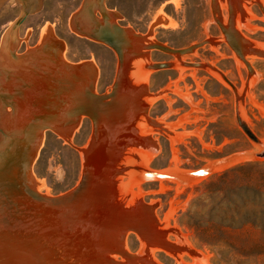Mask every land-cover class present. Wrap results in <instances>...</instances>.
I'll return each instance as SVG.
<instances>
[{
  "label": "rangeland",
  "instance_id": "374dc122",
  "mask_svg": "<svg viewBox=\"0 0 264 264\" xmlns=\"http://www.w3.org/2000/svg\"><path fill=\"white\" fill-rule=\"evenodd\" d=\"M98 1L0 0V142L9 131L27 134L14 141L10 154L0 163V227L18 244L22 237L50 241L65 256L71 251L65 247L67 240L75 233L67 236L69 227L83 223L80 205L84 198L89 200L87 194L80 198L71 194L81 183L88 193L93 177L102 175L105 178L94 186L92 196L101 194L108 182L112 189L105 200L110 204L115 201L131 208L142 200L153 206L151 228L165 233L167 242L179 245L177 253L150 252L154 263L199 264L192 249L204 257L205 264H264V254L250 251L253 244L262 241L222 227L230 224V171L249 163H253V170L264 171V160L239 158L187 184L146 182L139 178L138 170L142 166L185 173L239 152L259 150L239 127L235 93L218 72L236 86L241 97L240 116L264 143V0H103L104 11L96 6ZM26 9L32 13L13 29ZM76 21L82 23L84 31L78 30ZM107 26L123 32L122 56L85 36L89 27H97L101 33ZM44 29L60 46L66 65L93 67L94 77L86 76L91 81L81 72L83 80L80 76L72 80L66 70L44 67L52 62L54 48L53 41L46 48L40 44ZM230 35L238 37L245 60L231 47ZM134 37L148 43L140 49L134 45ZM158 45L185 52L164 53L154 48ZM164 62L174 63L173 68H148ZM183 62L209 64L216 70L181 66ZM135 75L144 83L133 84ZM113 92L118 96L109 101L111 105L104 106L103 100L102 106L90 107L91 117L74 111L91 104L88 93L110 96ZM150 98L154 99L151 104ZM142 100L148 107L140 113ZM131 107L136 126L141 117L146 120L145 133L155 153L145 145L137 147V152L134 146L136 149L129 152L135 155L126 158L118 153L115 159L121 160L109 158V170L102 169L100 164L108 159L116 138L122 135L123 143H130L136 136L139 144L146 142L145 133L138 135V127L130 133L121 130L130 122L125 117ZM64 127H74L68 141L56 134ZM98 131L101 141L90 149L88 170L94 175L85 177L80 150ZM38 133L44 135L43 142L28 169L25 162L30 161ZM142 151L150 153L148 164L139 155ZM28 175L33 176L32 183ZM95 212L96 225L92 222V226L103 223L102 217L108 213L100 207ZM50 214L52 218H48ZM211 220L214 223H209ZM191 222L202 229L190 227ZM128 232L124 242L127 251L140 252L141 236ZM8 237L5 239L10 241ZM183 241L190 245L184 248L187 252L182 250ZM7 253L0 254V264Z\"/></svg>",
  "mask_w": 264,
  "mask_h": 264
},
{
  "label": "water",
  "instance_id": "95a60500",
  "mask_svg": "<svg viewBox=\"0 0 264 264\" xmlns=\"http://www.w3.org/2000/svg\"><path fill=\"white\" fill-rule=\"evenodd\" d=\"M91 2L93 4V0H88L87 3ZM104 2L103 0H99L96 6L104 11L103 9ZM32 13V9H26L22 18L18 22H16L13 26V29L17 27L19 24L23 23L28 15ZM76 27L78 30L84 31L85 29L82 27V23L76 21ZM96 26V25H95ZM110 27V26H109ZM103 27L101 33L97 27H89V30L86 31L88 33L89 38L102 42L103 44L114 48L116 52L120 56H122V46L121 41H124L123 32L121 33L118 28H109ZM98 37L102 39H97ZM104 40V41H103ZM228 41L231 47L236 51L238 56L245 60L244 54L242 52L241 46L239 44L238 37L228 36ZM156 50L162 51L168 54H183L185 51H177L172 48H168L165 46H156L154 47ZM181 66L188 67H196L201 69H211L216 70L212 65L199 63V62H183L179 63ZM174 63L164 62V63H154L151 64L148 68H152L155 71L160 70H168L172 69ZM249 70L251 71L250 66L247 64ZM217 72V71H216ZM222 78L225 82L232 88L236 97V118L237 123L243 133L247 136V138L255 143L259 150L248 153V152H239L228 157H224L220 160L213 162L212 164L199 168L194 171L185 172V173H164L153 169H148L142 166L138 167L139 170V178L146 182H158L162 180H169L173 182H178L181 184H187L191 181L199 180L205 178L207 176L212 175L214 170L218 167H221L225 164L231 163L239 158H243L249 156L251 161H260L264 160V143L261 139L254 133V131L248 126V124L243 121L239 112V102L241 100L240 95L237 93L236 86L222 73ZM117 94L113 92L110 96H95L93 94L88 93V97L92 99L91 104L82 105L80 108L75 109L74 111L78 116L87 115L93 116L90 107L92 105H100L102 106V101L105 100L106 105L109 104V101L117 98ZM108 100V101H107ZM117 102V101H116ZM101 103V104H100ZM45 126V125H44ZM46 130H51L49 127H45ZM21 134L27 135L24 131L18 134L11 133L10 131L4 134L3 140L0 142V163L6 160L8 155L13 148L14 141L17 138L21 137ZM19 135V136H18ZM40 134L37 136L36 145L34 151H31L30 161L25 162V167L28 166V169L31 168L32 162L36 157V153L38 150V141L40 138ZM30 149V148H29ZM85 177L91 176L94 174H90L89 172H84ZM102 175L95 176L94 182H92V188L89 190V194L84 190V183H81L80 186L73 191L71 196L80 198L83 195H89V200L83 201V204L80 205V214L83 216V223H78V225L73 226L70 225L69 234L72 235L67 240L66 249L69 248L71 251H68L65 256H62V253L56 248L55 244H51L49 242L37 241L33 242L27 237H22L23 240L18 244L16 241L12 240V237H8L9 231L0 227V254H4L6 252L15 254V256H19L21 254V263L22 264H155L153 260L150 258V248L147 243H151L157 246L174 249L176 251L180 250L179 245L171 244L167 242L165 239V233L156 231L151 228V217L153 216L154 208L151 205L145 204L142 200H138L135 204L131 205V208L125 207L120 203H116L114 200V204H110L109 201H106V195L111 187H107L108 182L104 183L101 194H97L92 196V190L94 186L99 184L104 180L105 176L101 178ZM96 178V180H95ZM97 178L99 180H97ZM102 179V180H101ZM29 181L32 183V178L29 176ZM102 185V184H101ZM115 189V186H113ZM116 192V189H115ZM82 199V198H81ZM80 199V200H81ZM82 201V200H81ZM92 204V206H90ZM108 205L110 206L108 209ZM89 207H91L89 209ZM102 208L103 211H108L107 215L102 217V222L100 225L95 226V216H96V208ZM55 217V214H53ZM48 218H52L50 214ZM52 219H50L51 221ZM92 222L95 224L92 226ZM48 225V224H47ZM53 226V225H52ZM101 227V228H100ZM68 228V229H69ZM76 229V230H75ZM74 230V231H73ZM129 230L134 234H138L142 238V248L138 253H130L127 251L125 246L126 239V231ZM56 231V230H55ZM8 237V240L5 239ZM23 248V249H22ZM22 251V252H20ZM120 257V259L118 258Z\"/></svg>",
  "mask_w": 264,
  "mask_h": 264
},
{
  "label": "bare ground",
  "instance_id": "6f19581e",
  "mask_svg": "<svg viewBox=\"0 0 264 264\" xmlns=\"http://www.w3.org/2000/svg\"><path fill=\"white\" fill-rule=\"evenodd\" d=\"M91 22V21H90ZM103 25H105V24H103ZM87 26V25H86ZM91 26H92V23H91ZM87 28V27H86ZM92 28V27H91ZM88 30H89V28H87ZM128 29V28H127ZM127 29H125V30H127ZM77 31V30H76ZM127 32V31H126ZM130 33H132V32H130ZM129 34V33H128ZM51 34H50V32L48 31V30H43L42 31V41H41V45H43L44 47L46 46V44L48 43V42H52L53 40H52V36H50ZM12 36V35H11ZM147 36V35H146ZM4 37V36H3ZM130 38H131V36H130ZM135 38V37H134ZM146 38H148V37H146ZM143 39V38H142ZM142 39H139V38H135V40L133 39V42H134V45L136 44V45H138L139 46V48L141 47H143L144 45H145V43H146V39H145V41H144V39L142 40ZM5 40H6V36L4 37V42H5ZM93 40V39H92ZM148 40H149V38H148ZM151 40V39H150ZM153 40V39H152ZM152 40L151 41H149V43H152ZM55 41V40H54ZM52 42V44L54 45V48L52 47V53H50V55H51V57L53 58H50V60H52V62L49 64V63H46V64H44V67L46 68V69H52L53 68V70H55L56 71V68L58 69V70H60L61 72H65V70L68 72V74H69V76H71L72 77V80L73 79H78V77L80 76V78L82 79V74L84 73V74H86L85 75V77L84 78H86V76H89V77H94V75H95V70L93 69V67L90 65V64H87V65H83V66H77V65H71V66H69V65H66L64 62V60H63V53L61 52V49H60V46L58 45V43H56V42ZM58 41V40H57ZM61 43V42H60ZM147 43H148V41H147ZM146 43V44H147ZM142 44H144V45H142ZM5 46V45H4ZM146 46V45H145ZM137 47V46H136ZM42 48V47H41ZM46 48V47H45ZM140 48V49H141ZM5 49V48H4ZM137 49H138V47H137ZM2 50V49H1ZM47 51V49H43V51ZM45 51V52H46ZM39 52H41V51H39ZM33 54H35V53H33ZM147 56V55H146ZM136 64V63H135ZM135 64H133V65H135ZM66 67V68H65ZM82 74H81V73ZM146 72V71H145ZM146 73H148V72H146ZM216 73V72H215ZM214 73V74H215ZM83 74V75H84ZM49 75H50V73H49ZM53 75V74H52ZM56 75V74H55ZM216 75H218V74H215V76ZM91 77V78H92ZM219 77V76H218ZM88 81H91L90 79H88V78H86ZM219 79H221V78H219ZM83 80V79H82ZM221 81V80H220ZM79 82V81H78ZM56 86H54V88H55ZM31 93V91L30 90H28V93ZM146 101V100H145ZM145 101L144 100H142V107H141V109H140V113H143L144 112V109L143 108H146L145 106H147L146 104H145ZM154 101V99L153 98H150V100H149V103L151 104L152 102ZM148 107V106H147ZM148 109V108H147ZM139 114V113H138ZM139 116H143V114H139ZM133 118H136V117H134L133 116ZM132 117H130L129 115L127 116V117H125V120H128V121H130V122H128V124H127V126H125V124L123 125L124 127L121 129V130H125V131H129V133L131 132V129H137V127L139 128V130H137V132L139 131L140 133H138V135H141L142 133H145V127L147 126L146 124H145V122H146V120L145 119H143L142 117H141V119H140V122L138 123V125L136 126V122L135 121H132V119H133ZM137 120V119H136ZM56 121V120H55ZM80 122V121H79ZM54 123V122H53ZM59 123V122H58ZM141 123V124H140ZM49 124V123H48ZM51 125H53V124H51ZM78 127V126H77ZM100 127V126H99ZM74 128V127H73ZM73 128H69V127H64V128H62V129H59L58 131H56V134L60 137V138H62L63 140H65V141H68V139H70V137L72 136V129ZM76 129V128H75ZM78 129V128H77ZM120 130V131H121ZM73 131H75V130H73ZM125 131H121L122 133H124ZM39 134V133H38ZM33 135L35 136V134L33 133ZM135 135H137V134H135ZM142 136H144L145 137V141L146 142H144L143 144L142 143H138V141H137V137L136 136H134L133 137V139H129V141H130V143H123V139H124V137H122V135L120 136V139H118V138H116V141L113 143V145L112 146H110L111 148H113L114 150L113 151H111V148H110V151H109V154L107 155L108 156V159H103V164H100L101 165V168L102 169H105V170H109V165H110V162H112V161H109V158H112L113 160L117 157V155H118V153H122L123 155H124V157H126V158H129L128 156H132V155H135L134 153H132V152H129L131 149H136L137 147L140 149L141 147H142V145H145V146H147V150H149V151H151L150 153H155V148H154V145L153 144H151V142H150V139H149V136L145 133V134H143ZM100 137V132L98 131V132H96V136L92 139V142H89L88 144L89 145H87V147L86 148H83V149H81L80 151H81V154H82V158H83V170H84V172H88V170L90 169V167H91V163H90V149H91V147L94 145V143L95 142H97V140H99V141H101V138H99ZM43 138H44V135L43 134H41V136H40V138H39V143H38V150L40 149V146H41V144H42V142H43ZM123 140V141H122ZM151 145H150V144ZM136 147V148H132V147ZM136 149V151L138 152V151H140L139 149ZM38 150H37V153H36V156H37V154H38ZM128 152V153H127ZM113 153V156L111 155ZM124 153H127V154H124ZM132 153V154H131ZM150 153H145L144 151H142L141 153H139V155L141 156V158L145 161V163L146 164H148L149 163V161H150ZM249 153V152H248ZM152 155V154H151ZM112 156V157H111ZM246 157H249V156H246ZM120 158H117V159H115L116 161H120L119 160ZM108 161H109V164L107 165V163H108ZM113 164V163H112ZM112 168H113V166H112ZM158 171H160V170H158ZM164 172V171H163ZM165 172H167V170H165ZM31 173V172H30ZM169 173H170V171H169ZM171 173H173V172H171ZM28 177H29V175H28ZM30 177H32V180L34 179L33 178V176H30ZM137 184H135V186H136ZM154 219V218H153ZM154 221V220H153ZM156 226V225H155ZM158 228H160V225L158 226ZM176 230V229H175ZM129 230H127L126 232H128ZM157 231V230H156ZM129 233V232H128ZM142 239V238H141ZM143 241V240H142ZM142 244V243H141ZM148 244V246H149V248H150V252L152 253L153 252V250H159V249H161V251L163 250V251H167V252H176L177 253V251L176 250H174V249H169V248H165V247H161V246H157V245H154V244H151V243H147ZM190 245H188V243H186L185 241H183V243H182V250H183V252H187L184 248L185 247H189ZM186 248V249H187ZM191 249V248H190ZM191 251V253L193 254V256L197 259V261H198V263L199 264H205V262H204V257L199 253V252H197V251H195V250H190ZM181 252V251H180ZM188 253H189V251H188ZM181 255H182V253H181ZM176 256V255H175ZM180 256V255H179ZM181 257V256H180ZM6 260L2 263V264H22L21 263V258H22V256H21V254L19 255V256H15V254H12V253H7V254H5V257H4ZM155 264H157V263H155Z\"/></svg>",
  "mask_w": 264,
  "mask_h": 264
},
{
  "label": "trees",
  "instance_id": "16d2710c",
  "mask_svg": "<svg viewBox=\"0 0 264 264\" xmlns=\"http://www.w3.org/2000/svg\"><path fill=\"white\" fill-rule=\"evenodd\" d=\"M252 164L241 165L230 171V224L222 227L239 233L246 232L248 237L262 241L250 248L251 252L254 250L257 255H261L264 254V171L253 170ZM188 224L196 230L202 229L197 222ZM214 227L209 226L210 229Z\"/></svg>",
  "mask_w": 264,
  "mask_h": 264
},
{
  "label": "crops",
  "instance_id": "0c3cea01",
  "mask_svg": "<svg viewBox=\"0 0 264 264\" xmlns=\"http://www.w3.org/2000/svg\"><path fill=\"white\" fill-rule=\"evenodd\" d=\"M133 79H134L133 84H134V83H137V84L144 83V82H142L143 80H141L140 78L136 77V75L133 76ZM138 95H139V94H138ZM134 102H138V101L135 100ZM132 104H133V103H132ZM141 104H142V103H140V105H141ZM133 105H134V104H133ZM133 114H134V111H133V108L131 107V108H130V111H129V116L133 118Z\"/></svg>",
  "mask_w": 264,
  "mask_h": 264
}]
</instances>
